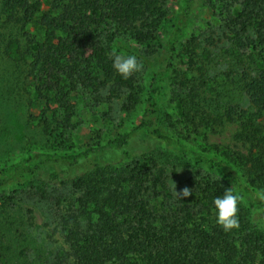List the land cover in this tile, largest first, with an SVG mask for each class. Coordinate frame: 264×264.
<instances>
[{
  "label": "trees",
  "instance_id": "trees-1",
  "mask_svg": "<svg viewBox=\"0 0 264 264\" xmlns=\"http://www.w3.org/2000/svg\"><path fill=\"white\" fill-rule=\"evenodd\" d=\"M171 1L0 0V61L13 68L0 84L15 95L23 76L34 138L45 143L32 149L27 136L26 151L0 166V264H264V227L252 216L264 220L256 196L264 190V0H203L211 28L187 39L196 0H184L181 12ZM157 52L160 69L146 92L138 73L124 79L112 67L114 54H124L150 68ZM217 55L225 64L214 73ZM177 58L187 69H176ZM169 71L176 124L189 135L236 124L244 150L217 160L164 130L159 103ZM117 102L128 118L140 109V121L84 146L85 118L110 116ZM116 153L122 160L113 164ZM189 157L213 175L190 177L192 194L179 200L170 181ZM30 184L46 194L55 185L66 190L64 247L53 257L29 235L31 218L4 196ZM228 188L241 201L239 227L225 233L213 201Z\"/></svg>",
  "mask_w": 264,
  "mask_h": 264
},
{
  "label": "rangeland",
  "instance_id": "rangeland-1",
  "mask_svg": "<svg viewBox=\"0 0 264 264\" xmlns=\"http://www.w3.org/2000/svg\"><path fill=\"white\" fill-rule=\"evenodd\" d=\"M183 3L184 0H172L171 11L181 12ZM211 21L212 15L206 10L204 1L196 0L190 18V25L186 32V39L192 34L198 36L206 33L208 29L211 28L209 27ZM160 58L161 55L158 52L155 53L152 56L150 68L145 66V63L139 62L142 64V70L137 73L145 92L149 86L152 69H160ZM1 64L4 66L1 67L2 72L0 76L9 75V73L13 74V68L0 61V65ZM224 64L225 62L221 60V56L217 55L214 58V62L211 64V68L214 70V73H218L217 71H223ZM175 67L181 71L187 69V66L184 64V59L182 58L176 59ZM196 72L197 70L193 69L191 74H196ZM172 76H174V73L171 74L169 71L165 77L162 97L159 103V123L161 122L164 130L171 136L177 138L186 148L217 160H224L223 154L228 150H244L240 147V144L234 140V135L237 130L236 124H228L217 128L216 133L202 131L200 134L190 135L187 130H183L181 126L176 124L179 118V106L173 100L175 88ZM21 78L22 82L17 87L13 86L17 92L15 95H11L12 93H10L3 84H0V95L2 97V100H0V121H3L2 123L0 122V131L6 124L10 129L6 136L1 137L0 166L16 161L26 151L29 145L26 139L27 136H31L32 141L35 143L32 149L38 150L45 147V143L39 136L34 138V131H37L35 130L34 123L30 124V116L26 108V103L28 99L31 98V89H27V86H25V79L23 76H21ZM27 82L29 85V81ZM4 84L7 83L5 82ZM113 106L114 110L110 112V116L100 113L96 118H85L79 134L84 146L98 142V135L100 137L107 134L112 136L120 131L129 130L132 125L140 121V109L137 110L132 117L128 118L129 116L126 117V114L121 112V103L117 102ZM166 115L172 117L171 123L166 121ZM98 118L101 120V123L98 122ZM154 148L166 147L158 145ZM113 156L114 157L110 159V162L113 164H117L122 160L119 153ZM184 161L189 164V167L185 168V166H183L182 169H179L178 176L170 181L171 186L174 189L176 187L177 192H182L183 189L187 188V180L195 174L213 175V172L208 170L209 168L197 165L195 163L196 161L192 160L190 157ZM65 194L66 190L57 187V185L50 187L46 194L41 192L39 187L31 184L19 189H17V187H12L4 193L6 198H11L10 203L13 205V211H17L20 214L22 213L28 221L31 218L29 221L31 234L29 235L37 240L38 246L46 253L48 258L53 257L57 250L64 247L60 223L61 216L63 215V205L60 204V200ZM252 216L254 223L264 227L263 219H260L259 216L254 213H252Z\"/></svg>",
  "mask_w": 264,
  "mask_h": 264
},
{
  "label": "clouds",
  "instance_id": "clouds-1",
  "mask_svg": "<svg viewBox=\"0 0 264 264\" xmlns=\"http://www.w3.org/2000/svg\"><path fill=\"white\" fill-rule=\"evenodd\" d=\"M112 67L114 71L124 79L130 78L134 73L142 70V64L138 62L135 55L114 54ZM174 191L179 200L187 198L192 194L187 188L177 193L175 187ZM256 196L258 199L264 200V190L257 191ZM240 201L241 196L232 188L225 189L223 195L216 197L213 201L215 223L225 233L239 227L238 211Z\"/></svg>",
  "mask_w": 264,
  "mask_h": 264
}]
</instances>
